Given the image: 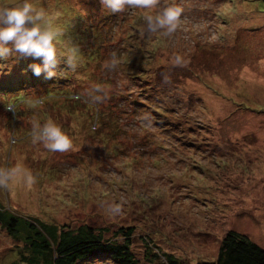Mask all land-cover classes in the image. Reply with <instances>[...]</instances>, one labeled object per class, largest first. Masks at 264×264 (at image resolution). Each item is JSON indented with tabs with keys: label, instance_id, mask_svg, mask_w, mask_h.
I'll return each instance as SVG.
<instances>
[{
	"label": "rangeland",
	"instance_id": "1",
	"mask_svg": "<svg viewBox=\"0 0 264 264\" xmlns=\"http://www.w3.org/2000/svg\"><path fill=\"white\" fill-rule=\"evenodd\" d=\"M35 2L58 24L60 10H71V35L73 23H82L73 14L82 16L89 34L99 33L97 55L76 80L78 104L61 99L60 106L38 105L46 72L37 76L30 66H42V58L17 53L0 60V168L19 164L34 178L0 186V206L56 226L86 225L105 238L131 228L139 264H150L147 242L186 264L215 261L228 231L264 248V0H159L153 14L170 4L182 9L168 35L149 32L142 12L128 7L104 19L105 27L94 0ZM112 53L118 63L108 70ZM82 61L89 60L80 67ZM10 84L25 89L8 91ZM95 85L104 99L87 107ZM21 96L14 121L7 105ZM91 107L105 114L96 131L85 130ZM159 107L170 114L160 118L153 111ZM48 118L73 138L71 149L49 152L32 143V121ZM160 119L168 132L153 125ZM113 203L119 215L109 213ZM22 247L0 225V264L16 260Z\"/></svg>",
	"mask_w": 264,
	"mask_h": 264
},
{
	"label": "trees",
	"instance_id": "2",
	"mask_svg": "<svg viewBox=\"0 0 264 264\" xmlns=\"http://www.w3.org/2000/svg\"><path fill=\"white\" fill-rule=\"evenodd\" d=\"M94 2L101 7L99 10L101 11L100 13H105V15L99 19L100 22L98 23H100V25L107 27V23H105L106 21L104 19H107L110 14H118V17H120V12H111V10L106 9L101 4L100 0H94ZM70 13L71 10H68L67 7L60 10L59 17L61 18V21L59 25L62 26L64 32L59 47L61 51H63L65 45L78 49L77 67L75 70H70L69 66L65 64L64 58H61L60 63L55 69L56 75L52 77H47V75L46 77L44 76V78L42 77V81L47 85V88L44 92V98H39L40 103L38 105L59 103L58 105L60 106L61 103L58 100L61 99H64V101H61L63 104L68 101H74L73 104L75 105L78 104L77 101L80 100L81 90L78 89L80 85L76 80L80 76L85 75L84 71L87 65L91 64L94 62L93 60L96 59L97 46L94 42L99 33H94L92 35L89 34L88 28H85V19L82 16L79 17L76 13V15L73 14V20L75 17H77L75 21H78V19L80 20L81 18L82 23L81 25L76 24L78 26L76 28L74 26L75 22L73 23V33L71 35L69 28L72 29L70 20L72 16ZM87 44L90 46L88 47ZM81 46L85 49H80ZM82 58H87L90 62L82 61V66L80 67L79 61ZM30 60L32 63L38 61L35 59L34 61L32 59ZM21 67L25 66L21 65ZM24 70H26V68ZM131 72V74L129 73L130 77L135 78V75L133 74L135 71L132 68ZM23 80L26 81V78ZM31 80L32 77L30 81L27 82L30 86H32ZM81 81L83 83V80ZM49 82H51V84H49ZM8 87V91L12 90L13 92L21 91L19 89H25V86H18L16 88L15 85L12 86V84ZM69 88L71 91L68 93ZM3 91L8 92L4 89L2 92ZM5 94L6 93L1 95L2 98ZM119 96L115 98L117 99ZM23 99L24 98L21 96L18 101L15 100L16 102H8L7 106H10L11 109L7 110L11 112V119L14 121L16 115L15 107L18 105V102H22ZM132 101L133 105H142L141 102H138L135 99H132ZM85 103L88 104L87 107H90L89 105L92 104L89 101H86ZM79 105H81V103H79ZM91 108L86 109L90 110ZM136 109L138 108H133L135 113ZM91 110L93 111L90 116L92 121L90 127H88V124L85 126L86 131L88 129L90 131H96L98 129H96L97 122H100L105 116L103 111L100 112L96 107H93ZM153 111L157 113L160 118L161 116L164 117L166 114H170L165 108L162 109L161 107ZM162 120L164 119L153 121V125H155L156 128H161L160 131L168 132L169 129L164 126ZM14 121H12L11 125L12 130L15 129V125H13ZM166 121L169 124L172 120L169 119ZM88 122H90V120ZM186 127L189 131H193L189 128L188 124H186ZM204 129L205 127H203L202 124H198L197 130ZM177 141L181 145H193L187 144L186 140V144H183L180 139H177ZM0 225L12 239L19 241L23 245L22 251L20 250V252H18L17 259L9 264H88L93 261H105L111 264H139L131 250V237L133 233L131 228H124V230L116 232L113 236L114 238H105L102 232H96L95 229L86 225L72 228L71 226L47 224L37 217H27L10 213V210L2 206H0ZM118 234H121L120 239L117 238ZM146 249L147 254L145 255V259L150 264H186L181 260L175 259L171 255L161 253L160 249L150 242H147ZM197 264H264V248L260 247L243 234L228 231L220 242L215 261L200 262Z\"/></svg>",
	"mask_w": 264,
	"mask_h": 264
},
{
	"label": "clouds",
	"instance_id": "3",
	"mask_svg": "<svg viewBox=\"0 0 264 264\" xmlns=\"http://www.w3.org/2000/svg\"><path fill=\"white\" fill-rule=\"evenodd\" d=\"M100 2L113 13L121 12L126 7L140 10L147 30L151 33L162 30L165 35L177 29L182 13L181 7L170 4L153 14L151 10L157 7L159 0H100ZM56 21L57 16L38 6L35 0H15L13 3L0 4V60L17 53L42 58V66L40 64L30 66L37 76L42 71L46 72L47 77L56 75L55 69L61 58H64L70 70H75L78 64V49L65 45L61 51L59 44L63 28ZM117 63L116 54L112 53L103 67L113 70ZM4 67L0 64V70ZM101 93L103 89L100 85L93 86L88 93L89 102L92 104L102 102L104 96ZM29 134L33 144L40 143L49 152H65L73 147V138L52 118L43 122L33 120ZM17 180L31 184L34 178L30 170L19 164L0 168V186L6 187ZM120 212L119 204L109 205L111 215H119Z\"/></svg>",
	"mask_w": 264,
	"mask_h": 264
}]
</instances>
